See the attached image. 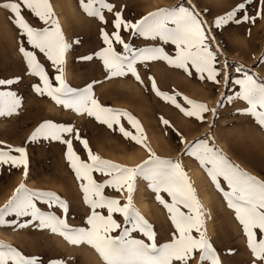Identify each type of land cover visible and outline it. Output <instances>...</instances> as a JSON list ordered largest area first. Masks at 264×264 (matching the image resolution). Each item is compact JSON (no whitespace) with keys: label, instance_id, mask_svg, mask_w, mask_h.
<instances>
[{"label":"snow or ice","instance_id":"1","mask_svg":"<svg viewBox=\"0 0 264 264\" xmlns=\"http://www.w3.org/2000/svg\"><path fill=\"white\" fill-rule=\"evenodd\" d=\"M187 4L185 6L181 2L174 7H160L133 21L124 17L123 8L116 10V6L109 0H79L83 12L89 17L97 18L104 25L109 23L105 11L114 17L111 21V33L103 27L100 30L105 46L79 59L91 61L95 57L102 62L107 79L131 75L142 85L144 80L140 76L138 65L164 61L190 77L195 73L199 80L211 82L217 87L221 84L228 87L230 83L239 86L235 96L221 93L217 107L210 108L206 103L182 96L179 92L169 94L161 91L156 80L152 76L148 77L155 95L173 105L185 117L205 122L206 114L211 113L213 117L218 114V108L224 100L231 102L236 99L246 102L245 114L264 129V77L250 74L242 64L235 67L238 75L231 77L227 72V61L219 66L218 57L222 52L211 34L213 29H223L230 23L255 24L257 19L264 17V0H258L259 7L255 15L248 12L253 0H243L231 11L214 18L211 24L197 11L192 0H187ZM0 9L9 13L8 18L31 46L32 50H28L21 45L19 52L26 63L28 74L38 78L39 82L32 85V90L37 95L50 97L56 105L71 110L78 116L94 118L108 129L118 131L125 140L143 147L148 153L147 158L134 167L115 163L94 153L89 141L81 136L74 125L45 120L35 128L29 140H52L66 145L65 158L76 179L80 181L83 203L90 210L86 226L74 227L68 222L70 205L56 192L29 189L24 183L0 207V225L10 223L5 220L7 216L30 217L36 222V227L58 234L73 246H90L104 264H191L196 253L199 254L198 264H222L207 235L204 206L181 161L157 155L146 143L147 136L140 121L130 112L103 105L93 91V84L99 83L98 81L79 89L67 82L65 57L72 44L65 39L51 0H3L0 2ZM25 10L38 18L44 27H33L24 15ZM123 33L172 45L174 55L163 46L137 48L124 39ZM117 46L122 50H117ZM38 53L43 54L56 69L55 83L38 59ZM259 61L264 64V55L259 57ZM14 82L0 79V85ZM21 106L22 98L15 92H0V117L16 114ZM122 120H126L130 128L125 127ZM160 121L166 128L176 131L168 119L161 116ZM176 134L179 136V143L183 145V154L199 162L215 188L222 193L227 207L234 211L235 219L246 237L247 247L254 257L253 264H264V179L232 162L221 149L209 142L207 136L188 142L181 133L176 131ZM73 141H78L83 146L87 153L86 160L81 159L74 150ZM3 144L0 141V145ZM5 165L10 169L23 167V175L27 178L29 158L26 148L11 145L0 147V166ZM94 173H99L106 179L102 183L98 182ZM138 180L148 182V187L156 194V200L168 213L174 232L165 243L157 242L153 225L133 204V193ZM223 184H226L227 190ZM106 188L120 193L126 191V203L105 195ZM161 193H166L171 198L170 202ZM38 203L49 210H42ZM117 214L123 217L122 223L116 219ZM134 233L141 234L143 238H136ZM231 251L230 249L229 252ZM0 264L44 262L39 256L26 255L12 245L0 242ZM48 264H67V261L51 259Z\"/></svg>","mask_w":264,"mask_h":264},{"label":"rangeland","instance_id":"2","mask_svg":"<svg viewBox=\"0 0 264 264\" xmlns=\"http://www.w3.org/2000/svg\"><path fill=\"white\" fill-rule=\"evenodd\" d=\"M109 2L116 6V10L123 8L124 17L133 21L160 7H174L181 2L188 6L187 0H109ZM240 2L243 0H192V4L209 24L217 16L231 11ZM51 3L65 39L72 44L66 53L64 65L69 85L79 89L98 81L99 83L93 84V91L103 105L123 109L134 115L146 133V143L157 155L181 161L204 206L207 235L216 248L222 264H253L254 257L247 247L246 237L235 219L234 211L227 207L222 193L215 188L199 162L183 154V145L179 143L176 131L188 142L207 136L209 142L221 149L232 162L250 174L264 179V129L245 114L246 102L236 99L231 102L224 100L218 108V114L215 117L211 113L206 114L205 122L185 117L173 105L155 95L148 77L152 76L156 80L161 91L169 94L179 92L182 96L206 103L210 108L217 107L221 93L235 96L239 86L230 83L228 87H224L223 84L217 87L211 82L199 80L195 73L190 77L164 61L138 65V71L144 80L143 85L131 75L107 79L99 59L94 57L91 61H84L79 57L93 54L105 46L100 30L103 27L109 33L113 31L111 23L113 15L105 11L109 23L104 25L97 18L86 15L80 8L79 0H51ZM258 7V0H253V4L248 7L249 14L255 15ZM24 15L33 27H44L42 22L28 11L25 10ZM8 17L9 13L0 9V79L15 82L0 85V92H15L22 98V106L16 114L0 117V141L4 142L0 147L4 145L25 147L29 158V173L25 178L23 167L10 169L7 165L0 166V207H3L15 189L24 183L29 189L56 192L70 205L68 222L74 227H84L90 210L83 203L80 181L76 179L65 158L66 145L52 140L31 142L29 137L35 128L45 120L74 125L79 129L81 136L89 141L94 153L129 167L141 163L147 158L148 153L143 147L125 140L118 131L108 129L94 118L78 116L71 110L56 105L50 97L37 95L32 90V85L39 82L38 78L28 74L26 63L19 52L21 45L28 50H32L31 46ZM211 34L222 52L218 57L219 66L227 61L229 65L227 72L231 77L238 75L235 73V67L241 64L250 71V74L255 73L264 77V64L259 61V57L264 55V17L257 19L255 24L230 23L223 29H213ZM123 35L126 41L132 42L137 48L163 46L174 55L172 45H163L162 42L145 40L139 36L131 37L128 33ZM117 50L122 49L117 46ZM38 59L44 64L50 79L55 83L56 69L43 54L38 53ZM161 116L168 119L176 131L162 125ZM122 122L125 127L130 128L126 120ZM73 147L81 159H87V153L78 141H73ZM94 177L101 183L106 179L99 173H94ZM222 186L227 190L226 184ZM200 190L205 193V198L202 197L203 192ZM105 195L126 203V191L120 193L112 188H106ZM155 195L148 187V182L138 180L136 191L133 193V204L153 225L157 233V242L165 243L171 239L174 228L166 209L156 200ZM161 195L170 202L171 198L166 193ZM38 206H41L42 210H49L43 204L38 203ZM104 212L106 214V210ZM116 219L123 222V217L118 214ZM5 220L10 223L0 225V242L10 244L26 255L39 256L44 264H48L51 259H63L67 264H104L98 253L90 246H73L58 234L36 227V222L30 217L7 216ZM133 235L136 238H143L139 233ZM198 260L199 254L196 253L191 264H198Z\"/></svg>","mask_w":264,"mask_h":264},{"label":"bare ground","instance_id":"3","mask_svg":"<svg viewBox=\"0 0 264 264\" xmlns=\"http://www.w3.org/2000/svg\"><path fill=\"white\" fill-rule=\"evenodd\" d=\"M201 189H202V187H201ZM200 192H203V191H202V190H200ZM202 194H203V195H202ZM202 194H201V195H202V197H203V198H205V195H204L205 193L203 192ZM202 197H201V198H202Z\"/></svg>","mask_w":264,"mask_h":264}]
</instances>
